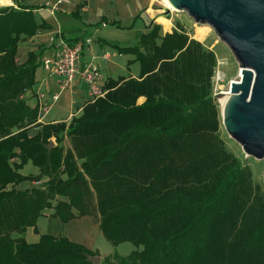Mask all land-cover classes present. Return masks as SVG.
Returning a JSON list of instances; mask_svg holds the SVG:
<instances>
[{
  "label": "trees",
  "instance_id": "1",
  "mask_svg": "<svg viewBox=\"0 0 264 264\" xmlns=\"http://www.w3.org/2000/svg\"><path fill=\"white\" fill-rule=\"evenodd\" d=\"M32 10L0 6V264H92L86 254L99 253L65 236L25 240L48 208L63 223L97 212L111 244L134 246L101 264H264L260 188L211 132L214 54L152 24L134 46L111 44L135 56L136 78L107 79L106 93L68 124L28 135L37 110L21 94L35 83L43 47L15 58L21 36L46 27ZM28 161L37 175L19 172ZM41 176V187H17Z\"/></svg>",
  "mask_w": 264,
  "mask_h": 264
},
{
  "label": "rangeland",
  "instance_id": "2",
  "mask_svg": "<svg viewBox=\"0 0 264 264\" xmlns=\"http://www.w3.org/2000/svg\"><path fill=\"white\" fill-rule=\"evenodd\" d=\"M22 1L33 8H37L35 16L33 14L34 20L37 23L44 21L51 25L40 28V32L37 30L38 43L43 47V56H47L50 50H52L51 38H55L58 33L63 34L65 39L80 35L91 36L93 39L91 45L96 55L100 54V52H97V48L99 40L102 39L105 50H114L117 55L110 58L111 60H103L100 58L96 59L95 62L94 60L89 62L95 65L105 77L110 76L111 79L126 78L129 77L131 73H139V63L133 61L135 56L130 52L120 54L111 44H118L120 46H134L138 44L140 34L144 33L142 31L145 30V25L148 22V17L143 7L147 6L148 1L152 2L151 7L153 11L150 15L154 14L151 15L153 24L159 25L160 36L176 30L186 35L189 39H195L200 42L205 51L214 54L215 62L212 65V72L209 76L210 95L215 106V114H213L212 125L210 126L211 132L222 141L227 152L233 154L243 166L249 168L251 172L250 183L253 188H255V185L260 188V193L264 198V162L247 156L243 152L240 144L227 134L222 124L221 108L217 96L218 94L226 92V87L232 80H238L239 64L229 47L219 39L210 25L195 22L185 10H170L167 17L163 16L165 6L162 0H61L59 10H56L53 15H51L49 11L57 0ZM72 3L75 4L77 7L76 9L71 7ZM148 8L150 7L148 6ZM158 18H162L161 23L163 24L158 21ZM163 25H167L169 29H164ZM25 46L26 44L24 42L19 44L18 49L21 54L26 51L27 48H24ZM22 58L24 57H20L19 60ZM134 62L136 63L133 64ZM110 63H113L114 66L111 67ZM41 68L47 73L45 65L41 66ZM217 69L220 71L223 78L218 80L215 84L214 72ZM76 84L79 85L78 78L75 79V85ZM78 102L80 104L83 103L81 99L78 100ZM56 103L49 114V119L67 116V104L61 99ZM81 113L82 110L80 114ZM71 120L72 118L68 122H63L68 124ZM49 141L55 143V137L51 136ZM66 143H68L67 139L64 141V144ZM20 173L26 176H35L38 172L37 168L31 162H27L21 168ZM45 179V177L41 176L39 178V185H41ZM31 181L32 179L28 178L22 180L20 183L25 186ZM36 222L38 230L41 233L45 232L43 234H46V229H48V227H53L50 226L48 220L43 217H38ZM94 244L99 248L101 253L105 255L108 254L106 257L109 258L115 255L126 256L134 249V246L130 242H121L117 245H113L101 235L95 239Z\"/></svg>",
  "mask_w": 264,
  "mask_h": 264
},
{
  "label": "water",
  "instance_id": "3",
  "mask_svg": "<svg viewBox=\"0 0 264 264\" xmlns=\"http://www.w3.org/2000/svg\"><path fill=\"white\" fill-rule=\"evenodd\" d=\"M197 23L212 27L239 64L238 80L218 94L222 124L247 156L264 162V0H167ZM170 9L165 7L163 16ZM49 141L47 147H51ZM264 175V173H263ZM86 261L101 264L98 254Z\"/></svg>",
  "mask_w": 264,
  "mask_h": 264
},
{
  "label": "crops",
  "instance_id": "4",
  "mask_svg": "<svg viewBox=\"0 0 264 264\" xmlns=\"http://www.w3.org/2000/svg\"><path fill=\"white\" fill-rule=\"evenodd\" d=\"M57 1H56V5H55L56 9L53 11V13H51L49 11L51 15H53L56 10H59L60 3H57ZM11 3H13L17 6L16 9H18V8H33L32 6L25 4L22 0H11L7 4H0V6H11ZM151 3L152 2L148 1L147 6L143 7V10L147 14V17H148V22L145 25V30L142 31L144 33L147 32L149 30L150 26L153 24V19H152L151 15H154V14L150 15V13H152V11H153L152 7H151ZM148 6L150 8H148ZM71 7L72 8L74 7L75 9L77 8L74 3L71 4ZM36 9L37 8L35 7L32 10L34 16H35ZM158 21L161 23L162 18H158ZM42 23L47 25V26H51L50 24H48L44 21L41 23H37V24H42ZM161 24H163V23H161ZM163 26H164V29H166V30L169 29V27H167V25L166 26L163 25ZM38 30H39L38 32H40V28ZM58 34H60V33H58ZM58 34H57V36H58ZM60 35L63 38H65L63 36V34H60ZM21 37L22 38L20 39L19 44L21 42H24L26 44V46L24 48H27V49H26V51L22 52V54H21V52L19 51V49L17 47V53H16L15 59H16V62L18 64L23 63L27 59L29 51L37 50L38 47L41 46V44L38 43V33L37 32L31 37H25L23 35ZM83 37H90L91 38V36H89V35H80L77 37H73V38L69 37L66 39H68L70 41H75V39H81ZM92 42H93V39H92ZM98 43L99 44H98L97 52H100V54L96 55L94 53V49L92 48V45H91L92 43H91L89 46L85 47L84 51L82 52V57H81L82 63L93 61V60L95 62L96 59H100V58L103 60H111L110 58L115 57L117 55V53L114 50L113 51L105 50V45L103 44L104 42L102 39L99 40ZM19 44H18V46H19ZM52 52H53V47L47 56L52 54ZM22 56L24 58L19 60V58ZM42 56H43V54L39 57V64H40V59ZM135 63L136 62H134L133 64H135ZM110 66L113 67L114 64L110 63ZM43 70L44 69L41 68V65H39L36 68L34 85L31 88L26 89L21 94V97L25 100V102L29 106V108H32V109L36 108V110H37L36 121L25 126V129H26L28 135L36 134L38 131L41 130V127L44 124L57 123V122H61V121L68 122L71 118L76 117L77 115L80 114L82 107L87 102L93 100L92 96L90 95L89 86L85 82L81 81L80 78L77 77L79 85L76 84L74 86L73 90L65 89V90L60 91V87H59V84L57 82V80H58L57 76H49L48 73L44 72ZM137 75L138 74H132L131 73L129 75V77L136 78ZM100 76H101V78L98 81V86H100V88H102V90H105L104 84L107 81V79L110 78V76L105 77L101 73V71H100ZM129 77H126L125 79H128ZM59 91H60V93H59L58 101L61 99L62 101H64L67 104V106H68L67 116L61 117V118L59 117L57 119H49V114H50L51 110L54 108L55 104L47 113H43L42 109H39V107H38V102L40 101L39 100V94L44 95L43 101L45 102V100L48 99L51 96V94H53L54 92H59ZM80 99H81V102H83L82 104H80L78 102V100H80ZM143 100H144V97L141 96L138 98L137 102L141 103V102H143ZM17 131L18 130H15L14 132H17ZM52 144H53L52 146L55 145V143H52ZM65 146H69V144L66 143ZM28 162H30V161H28ZM20 170L21 169H19V172H20ZM37 172L39 173L38 168H37ZM42 177H45L46 179L44 180V182L41 185H39L40 180H37V181L32 180L31 182H29L25 186L22 183H19L17 185V187L19 189H31L33 187H41L47 180V176H42ZM8 186H10V185H8ZM54 203L55 202H53V204ZM52 212H53V209L48 208V209L43 210L42 214L39 216V218L43 217L44 219H47L48 223H50V226H53L50 228L48 227V229H46L47 230L46 234H49V235H52L55 237L65 236L74 242H77V243L84 245L85 247H87L91 251H97L99 253V255L102 257V259L104 257L108 256V254L105 255L104 253H101V251H99V248H97L96 245L94 244V241L97 237H99L100 235L103 237V234H102V232H100V229H99V216H98L97 212L92 211V213L90 215H85L82 217L73 218L66 223H63L57 217L52 216ZM36 228H37V222H36ZM43 233H45V232H43ZM43 233H41L38 230V228H37V231H34L33 227H27L23 236L27 242L35 243L39 240L40 235H42Z\"/></svg>",
  "mask_w": 264,
  "mask_h": 264
},
{
  "label": "built area",
  "instance_id": "5",
  "mask_svg": "<svg viewBox=\"0 0 264 264\" xmlns=\"http://www.w3.org/2000/svg\"><path fill=\"white\" fill-rule=\"evenodd\" d=\"M6 1V2H5ZM11 0H0V4H7ZM58 0L57 3H60ZM56 3L51 7L50 12L56 9ZM11 6L17 8V6L11 3ZM92 43L90 37H83L75 41H70L63 38L60 34L56 38L51 39V45L53 52L49 56H42L40 59V65H45L49 76H57L60 91L69 89L73 90L75 86V79L78 77L81 81L85 82L90 88V95L92 99L99 96H103L106 90H102L98 86L100 80V71L91 62L82 63L81 57L85 47ZM215 84L218 80L222 79V74L217 69L215 72ZM59 92H54L51 96L44 100V95L39 94L38 107L42 109L43 113H47L57 102L59 98ZM92 100V101H93Z\"/></svg>",
  "mask_w": 264,
  "mask_h": 264
},
{
  "label": "bare ground",
  "instance_id": "6",
  "mask_svg": "<svg viewBox=\"0 0 264 264\" xmlns=\"http://www.w3.org/2000/svg\"><path fill=\"white\" fill-rule=\"evenodd\" d=\"M163 1V5L166 7V8H169L171 11H177L178 9L172 7L169 2L167 0H162ZM6 2V1H5ZM179 11V10H178ZM239 75H240V67L238 68V79H239ZM222 94H226V92L222 93ZM220 103V102H219ZM220 108H221V104H220ZM221 113H222V110H221Z\"/></svg>",
  "mask_w": 264,
  "mask_h": 264
}]
</instances>
